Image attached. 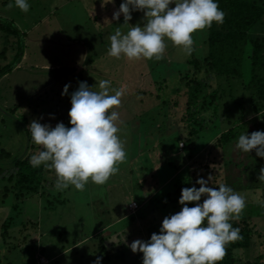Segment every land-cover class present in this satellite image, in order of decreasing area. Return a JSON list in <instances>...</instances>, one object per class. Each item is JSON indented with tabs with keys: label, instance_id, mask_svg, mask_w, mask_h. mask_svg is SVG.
I'll return each mask as SVG.
<instances>
[{
	"label": "rangeland",
	"instance_id": "374dc122",
	"mask_svg": "<svg viewBox=\"0 0 264 264\" xmlns=\"http://www.w3.org/2000/svg\"><path fill=\"white\" fill-rule=\"evenodd\" d=\"M27 2L30 8L25 13L15 7V0H0V22L18 29L10 37L0 29V51L8 48L7 57L0 58V64L11 62L14 49L22 48L18 65L0 77V168L12 167V159L23 157L29 150L31 156L40 150L38 145L31 147L28 136L31 134L28 126L33 120L52 127L60 122L71 127L70 97L80 82H86L93 91L100 90L101 80L110 81V89L126 88L120 107L109 110V113L117 111L120 115L122 123L118 125L117 135L124 144L126 156L124 162L117 165L119 171L104 185H97L91 179L83 191L70 185L61 191L60 200L64 201L47 207L49 197L38 194L19 202L18 207L13 208V203L1 206L0 264H40L41 256L52 259V264H94L98 257L96 246L109 245V238L115 242L121 238L126 240L125 236L135 239L141 228L143 230L142 223L145 226L148 221L152 223V233L159 234L161 227L156 225L181 209L176 200L180 194L178 189L199 188L195 183L199 178L211 177L208 186L215 187L229 176L224 181L231 182L229 187L236 190L239 184L252 180L256 181V186L264 185L258 180L264 164H255V150L244 153L236 149L237 140L227 143L226 148L218 147V133L215 137L209 130L203 132L210 135L203 143L197 138L191 139L189 122L184 118L188 100L186 89L177 92L175 87L179 82L177 72L185 70L189 57L180 48L165 38L166 51L159 61L108 55L110 35L117 27L126 33L129 25L143 26V12L133 11L129 25H125L123 14L119 20L113 19V13L123 0ZM9 3L14 6L8 8ZM204 31L192 34L195 51L200 56L208 52ZM245 68L250 72L248 61ZM170 73L174 79L169 81V89L160 90L155 79L170 76ZM66 84L70 85L68 94L62 96ZM141 89L152 93L143 102L138 101L140 93L137 90ZM156 94L171 101L161 103ZM125 102L127 104H123ZM209 114L213 119L217 113L212 110ZM251 118L249 116L248 120ZM229 127L224 120L221 131ZM251 128L250 133L260 129ZM178 138L184 140L180 141V148ZM187 140L192 142L190 148L194 147L190 153L188 144L182 149ZM2 149L11 152L12 157L2 158ZM225 161L232 163L226 166ZM149 168L153 170L148 173ZM152 173L161 179L156 180ZM253 189L249 188L244 195L252 198L246 201V209L252 207L256 214L253 217L251 214V221L264 230V207L256 202L257 198L264 200V193L256 194ZM132 201H137L139 209L131 216L134 212L128 206ZM8 216L13 218L4 234L1 224ZM142 218L146 222L141 223ZM263 243L264 236H255L251 249H237L236 255L246 261H255L261 251L264 252Z\"/></svg>",
	"mask_w": 264,
	"mask_h": 264
},
{
	"label": "clouds",
	"instance_id": "9594fccd",
	"mask_svg": "<svg viewBox=\"0 0 264 264\" xmlns=\"http://www.w3.org/2000/svg\"><path fill=\"white\" fill-rule=\"evenodd\" d=\"M13 6L8 4V8ZM15 7L27 13L30 5L27 0H15ZM133 11L143 12V26L128 24ZM121 14L129 30L123 33L117 27L110 35L108 55L157 61L163 59L166 51L165 38L191 56L195 51L192 34L210 28L213 22L223 24L226 15L214 0H123L113 19L119 20ZM109 86L110 81L101 80L100 90L93 91L86 82L79 83L70 97L71 127L62 122L52 127L37 120L28 126L33 143L40 146L29 163L33 168L43 165L54 170L57 191L70 185L83 191L89 179L104 185L125 160L124 144L117 135L122 121L117 111L109 113V110L120 107L126 88ZM69 87L64 86L62 96L68 94ZM235 147L244 153L255 150L257 156L264 158V132L240 135ZM209 180L197 179L199 188H182L179 199L182 208L163 219L159 234L153 233L150 240L137 239L129 245L133 253L143 254V264H218L226 255V246L243 239L240 229L230 221L241 218L246 197L224 183L218 188L210 187ZM258 180L264 183V167L259 170ZM256 202L264 207V200L257 198ZM189 203L195 206L189 207ZM100 259L97 257L94 264H99Z\"/></svg>",
	"mask_w": 264,
	"mask_h": 264
},
{
	"label": "trees",
	"instance_id": "16d2710c",
	"mask_svg": "<svg viewBox=\"0 0 264 264\" xmlns=\"http://www.w3.org/2000/svg\"><path fill=\"white\" fill-rule=\"evenodd\" d=\"M214 2L218 4L219 9L226 15L223 24L213 22L212 26L204 31L207 34L206 44L208 45V52L200 56L194 51L188 57L185 70L179 73L173 66L171 68L169 66V69L177 72L176 78L179 79L175 86L177 92H181L184 88L186 89L185 95L188 100L184 118L189 122L188 128L192 134L191 139L195 140L197 138L199 142L203 143L210 136L208 133L203 132L209 130L214 136L218 133L216 135V146L226 148L227 143L238 141L240 135L249 134L252 131V126L260 128L259 130L255 129V131L264 132V0H214ZM0 29L6 37L18 32L16 27L4 25L1 22ZM7 51L8 48L6 50L4 47L0 51L2 60L7 57ZM21 56L22 48L19 47L17 51L16 49L14 50L11 62L0 64V77L11 72L13 66L16 67L18 65ZM247 61L249 62L250 72L245 70ZM172 76L173 73H170V76L165 75L162 79H155V83H157L160 90L169 89V81L174 79ZM137 91L140 93L139 102H143L148 95L152 94L150 91L147 94L148 90L141 89ZM156 99L161 100V103L171 101L170 98H164L161 94H156ZM130 103L131 101L129 100L128 107H130ZM13 110L15 111L16 109ZM212 110L217 113L214 114L213 119L209 114ZM249 116H252V118L248 120ZM224 120L228 121L230 127L221 131V124ZM192 122H196V124L192 125ZM28 136L32 142L31 147H33L34 143L31 134ZM181 140L183 139L178 138L179 148ZM187 144L190 153L194 149V147L190 148V145H192L190 140L182 149L186 148ZM2 152V155H4L2 158L12 157L11 152L5 149H2ZM29 153L30 150L23 157L13 158L11 161L12 167L7 169L0 168V208L1 206L8 207L12 203L13 208L18 207L19 202H23L26 198L36 194L42 197H49L47 198L49 204L46 207L51 203L64 201L63 199L60 200L62 192L55 189L56 174L54 170L45 169L43 165L33 168L29 163L31 157ZM253 156L254 154L250 155L249 160H252ZM225 162H227L225 163L226 166L232 163L231 161ZM256 163L263 165L264 158L256 156ZM161 169L166 171L164 168ZM152 170L149 168L148 173ZM152 175L157 178L156 180L161 179L154 173ZM227 177L229 176H225L219 183H216L215 187L218 188L220 183L231 186V182L224 181ZM203 179L209 180V176H205ZM217 180V178H214V181ZM255 184L256 181L252 180L251 182L248 181V184H239L240 188L237 190L234 187L232 189L236 192L239 191L241 195H245L247 193L246 190L249 188H255L252 191L256 192V194L264 193V185L259 187ZM253 185L254 187H252ZM181 190V188L178 189V192H180L179 197L176 198L178 202ZM9 198L12 201L7 204L10 200ZM249 199L252 198L246 197V201ZM202 202L203 198H201L200 203ZM188 206L193 207L195 203H189ZM167 207H163V214H165ZM137 210L131 213V216ZM245 210L238 221H230L233 227L240 229V235L243 239L228 244L226 246V255L218 264H264V252L262 251L255 261H246L236 255L237 249L249 251L254 244L255 236H264V230L257 228L254 222L251 221L253 214H256L252 211V207L245 208ZM12 218L8 216L1 224L4 234L11 227ZM140 221L141 223L146 222L143 221V218ZM158 224L156 226L161 227L162 223L159 222ZM151 225L152 223L149 221L145 226L142 223L143 230L141 228L140 235L135 239L125 236L126 240L121 238L115 242L109 238L107 240V242H110L109 245L98 244L95 252L101 258L100 262L113 261L116 264H143V254L140 252L133 253L129 245L131 240L132 242L137 239L150 240L153 234ZM121 231L122 233L125 232V230ZM262 246H264V243ZM42 257L44 256L40 257V264H52V259H47L46 257L44 258L49 263H42Z\"/></svg>",
	"mask_w": 264,
	"mask_h": 264
},
{
	"label": "built area",
	"instance_id": "2783aa9c",
	"mask_svg": "<svg viewBox=\"0 0 264 264\" xmlns=\"http://www.w3.org/2000/svg\"><path fill=\"white\" fill-rule=\"evenodd\" d=\"M182 144H183V142H182ZM183 146V145H182ZM138 203L136 202V201H132V202H130L129 203V206H128V208L129 209H131L133 212H135L137 209H138ZM41 261L43 262V263H48V260L46 259V258H44V257H42L41 258Z\"/></svg>",
	"mask_w": 264,
	"mask_h": 264
},
{
	"label": "crops",
	"instance_id": "0c3cea01",
	"mask_svg": "<svg viewBox=\"0 0 264 264\" xmlns=\"http://www.w3.org/2000/svg\"><path fill=\"white\" fill-rule=\"evenodd\" d=\"M14 49V48H13ZM15 50V49H14Z\"/></svg>",
	"mask_w": 264,
	"mask_h": 264
}]
</instances>
